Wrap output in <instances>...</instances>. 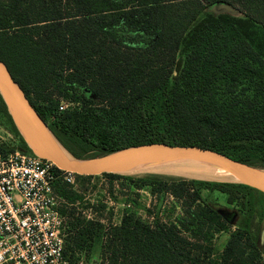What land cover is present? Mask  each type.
I'll list each match as a JSON object with an SVG mask.
<instances>
[{
  "label": "trees",
  "instance_id": "trees-1",
  "mask_svg": "<svg viewBox=\"0 0 264 264\" xmlns=\"http://www.w3.org/2000/svg\"><path fill=\"white\" fill-rule=\"evenodd\" d=\"M223 4L246 13L219 9ZM263 21L264 0H0V58L78 158L162 142L264 167ZM61 99L79 105L59 111ZM0 109L18 147L33 153L1 94ZM14 149L0 145L2 152ZM102 175L125 178L159 199L169 193L183 214L173 222L146 221L126 211L106 227L66 211L84 196L59 180L61 212L71 220L67 264H77L80 253L86 258L95 244L99 264H264L261 190L164 174ZM214 191L237 208H222ZM230 227L214 261L211 240Z\"/></svg>",
  "mask_w": 264,
  "mask_h": 264
},
{
  "label": "built area",
  "instance_id": "built-area-1",
  "mask_svg": "<svg viewBox=\"0 0 264 264\" xmlns=\"http://www.w3.org/2000/svg\"><path fill=\"white\" fill-rule=\"evenodd\" d=\"M79 103L61 99L59 111ZM15 149L0 151V264H67L65 199L57 192L62 181L76 189L78 174L60 169L51 160ZM5 140H1L0 145Z\"/></svg>",
  "mask_w": 264,
  "mask_h": 264
},
{
  "label": "water",
  "instance_id": "water-1",
  "mask_svg": "<svg viewBox=\"0 0 264 264\" xmlns=\"http://www.w3.org/2000/svg\"><path fill=\"white\" fill-rule=\"evenodd\" d=\"M219 9L233 13L231 5L223 4ZM0 94L31 151L42 158L51 160L60 169L80 175L103 173L130 175L127 173L131 171H137L142 175L164 174L141 171L169 161L187 159L226 169L237 176L239 180L193 178L241 183L264 192V167L236 160L225 153L200 146L154 142L125 147L92 158L76 157L57 139L1 58Z\"/></svg>",
  "mask_w": 264,
  "mask_h": 264
},
{
  "label": "rangeland",
  "instance_id": "rangeland-1",
  "mask_svg": "<svg viewBox=\"0 0 264 264\" xmlns=\"http://www.w3.org/2000/svg\"><path fill=\"white\" fill-rule=\"evenodd\" d=\"M234 14H245V10L239 6H233L231 10ZM260 34L264 36V21L259 22ZM0 126H1V140H5L4 144L11 146L15 143L12 137H9L8 133L14 135L6 126L5 120L0 109ZM14 138L17 137L14 135ZM179 178L190 179L193 176L180 173H164ZM141 177L142 174L133 175ZM76 190L80 191L84 196L83 200H77L75 204H66V211H74V216H87L102 219V222L106 227L111 223H120L124 213L126 211H133L135 215L142 217L146 221H151L153 217L159 216L166 222H173L176 217L183 214L182 202L175 196L167 193L162 199L153 196L146 188H138V186L131 183L125 178H116L111 180L102 174L94 175L91 178H79ZM206 195L207 191L203 190ZM212 197L220 204L222 208L232 211L233 208H237L234 205H229L226 201V195L214 191ZM100 203H104L105 208H101ZM64 207V208H65ZM146 208L151 209L149 215ZM68 214V213H67ZM65 216L64 233L65 239L67 237L68 224L71 221L69 216ZM234 227H230L221 233L216 234L212 240L211 245L215 249L211 259L217 261L220 253L222 252L230 233L234 230ZM80 259L77 264H99L101 260L100 246L95 244L91 252L87 257H83L80 253L78 255Z\"/></svg>",
  "mask_w": 264,
  "mask_h": 264
},
{
  "label": "bare ground",
  "instance_id": "bare-ground-1",
  "mask_svg": "<svg viewBox=\"0 0 264 264\" xmlns=\"http://www.w3.org/2000/svg\"><path fill=\"white\" fill-rule=\"evenodd\" d=\"M141 172L180 173L193 177H201L208 179L229 180V181L239 180L237 176H235L233 173H231L226 169H223L221 167H216L213 165L199 163L196 161L187 160V159L169 161L166 163L155 165L153 167H149ZM127 174L135 175L139 173L137 171H131L128 172Z\"/></svg>",
  "mask_w": 264,
  "mask_h": 264
}]
</instances>
